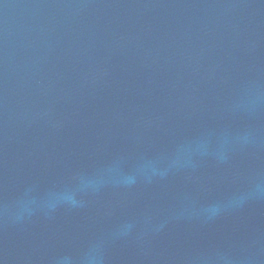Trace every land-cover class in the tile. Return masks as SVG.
I'll use <instances>...</instances> for the list:
<instances>
[{
  "label": "water",
  "instance_id": "1",
  "mask_svg": "<svg viewBox=\"0 0 264 264\" xmlns=\"http://www.w3.org/2000/svg\"><path fill=\"white\" fill-rule=\"evenodd\" d=\"M257 185L264 0H0V264H264Z\"/></svg>",
  "mask_w": 264,
  "mask_h": 264
},
{
  "label": "clouds",
  "instance_id": "2",
  "mask_svg": "<svg viewBox=\"0 0 264 264\" xmlns=\"http://www.w3.org/2000/svg\"><path fill=\"white\" fill-rule=\"evenodd\" d=\"M255 194H264V186L257 185L255 189ZM245 197H240V199H244Z\"/></svg>",
  "mask_w": 264,
  "mask_h": 264
}]
</instances>
